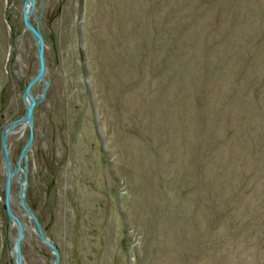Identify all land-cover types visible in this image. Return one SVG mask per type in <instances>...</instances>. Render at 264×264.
Listing matches in <instances>:
<instances>
[{
	"label": "rangeland",
	"instance_id": "obj_1",
	"mask_svg": "<svg viewBox=\"0 0 264 264\" xmlns=\"http://www.w3.org/2000/svg\"><path fill=\"white\" fill-rule=\"evenodd\" d=\"M24 0H0L1 132L39 67ZM43 99L7 137L57 264H264V0H35ZM11 176L22 264H53Z\"/></svg>",
	"mask_w": 264,
	"mask_h": 264
},
{
	"label": "water",
	"instance_id": "obj_2",
	"mask_svg": "<svg viewBox=\"0 0 264 264\" xmlns=\"http://www.w3.org/2000/svg\"><path fill=\"white\" fill-rule=\"evenodd\" d=\"M35 0H24L23 4V23H24V29L31 32L36 45H37V55L39 60V67L37 72L34 74V76L31 78V80L26 84V86L23 89V100L25 105V112L24 114L9 122L5 125L1 132V144H2V154L4 157L5 162L7 163V178H6V184H5V208L7 215L9 219L15 220V223L18 228L17 236L14 240V245L12 247V252L14 256V264H22V254H21V245L24 241L25 233L22 223L12 214L10 205H9V195H10V185H11V176L15 173H21L23 172L24 178L22 180V184H24V188H21L20 186V192H19V198L21 201V205L27 214V216L32 219L34 223V230L38 234L41 241H43L45 244L49 246L51 249V252L55 255V258L53 260V264H57L59 260V251L57 246L53 243V241L47 236L45 231L43 230V227L38 220L37 216L34 214L32 209L29 207L25 200V190H26V175L25 170L18 165L15 169H13L9 163V153H8V146H7V137L8 135L13 132L15 127L17 125H27L29 128V135L26 141V144L24 145L22 149V154H26V152L30 149L33 138H34V132H33V112L35 109V106L43 99L44 94L40 98H35L31 94L32 87L39 81L44 80V73H45V60H44V39L41 34V31L33 26L31 23V14L35 9Z\"/></svg>",
	"mask_w": 264,
	"mask_h": 264
},
{
	"label": "bare ground",
	"instance_id": "obj_3",
	"mask_svg": "<svg viewBox=\"0 0 264 264\" xmlns=\"http://www.w3.org/2000/svg\"><path fill=\"white\" fill-rule=\"evenodd\" d=\"M21 174H23V172H21V173H16L15 176H16L18 179L21 180V177H20ZM21 182H22V181H20L21 188H24V184H22Z\"/></svg>",
	"mask_w": 264,
	"mask_h": 264
}]
</instances>
